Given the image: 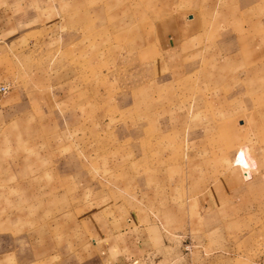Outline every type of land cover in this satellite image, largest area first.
Masks as SVG:
<instances>
[{"label":"rangeland","instance_id":"obj_1","mask_svg":"<svg viewBox=\"0 0 264 264\" xmlns=\"http://www.w3.org/2000/svg\"><path fill=\"white\" fill-rule=\"evenodd\" d=\"M132 1L0 0L1 19L20 21L18 40L0 41V84H9L0 92V264H100L86 217L108 203L144 223L153 245L128 264H264L256 219L203 214L202 184L184 182L191 160H224L244 179L257 168L264 72L248 70V49L226 60L221 90L240 102L224 105L218 133L190 136L186 127L207 117L184 118L198 111L197 94H211L197 86L207 73L188 71L193 87L153 83L152 55L141 68L131 55L148 51L136 23L110 18ZM38 25L53 39L21 36ZM255 27L259 38L264 26ZM232 110L247 116L233 154Z\"/></svg>","mask_w":264,"mask_h":264},{"label":"crops","instance_id":"obj_2","mask_svg":"<svg viewBox=\"0 0 264 264\" xmlns=\"http://www.w3.org/2000/svg\"><path fill=\"white\" fill-rule=\"evenodd\" d=\"M119 11V14L113 11L110 18L119 19V16L122 23L126 20L136 23L137 46L146 45L148 51L138 47V51L135 54L133 51L131 55L136 57L137 67L140 68L144 66L145 55H152L153 60L148 57L147 63H152L153 83L184 79L186 87H193L192 80L186 77L188 71L207 73L197 86L206 88L211 94L206 97L197 94L198 111L195 114L190 112L184 118L187 121L194 115L206 113L207 117L199 124L191 123L190 131L186 127L190 136L218 133L224 128L221 120L224 119L222 113L226 111L224 105L240 102V97L224 95L221 90L226 82V62L233 63L248 49L247 53L253 58L248 70L256 74L264 72V33L259 38L250 33L251 30L256 32L255 25L262 23L264 26V0H134L122 4ZM1 16L0 41L18 40L20 36H14L20 22L15 19L16 15L4 19ZM44 28L42 25L28 28L21 36L32 33L31 37L27 35L29 41L34 34L40 41L53 39L54 34L47 35ZM58 32L59 36L63 35ZM126 35V38L129 37ZM124 55L128 56L129 52L122 53ZM217 71L221 74L218 77L212 74ZM255 86H264V79ZM227 114L233 134V154L236 146L241 144V131L247 127V116L239 110L228 111ZM177 118L183 116L178 115ZM254 119H262L264 126L263 116L257 115ZM187 124L185 122V126ZM255 129L259 130L258 127ZM261 146L254 147L255 151L251 154L247 145L250 155L257 162V168L251 171L248 179L241 176L238 167L231 165V159L230 165L221 159L191 160L185 165L184 182L187 185L202 184L198 198L203 214L217 217V221L219 216L234 219L236 216L254 217L256 227L252 230L264 232V148ZM116 206L108 203L86 217V225L92 235L91 243L97 248L95 252L100 256V264H128L146 257L153 250L146 225L135 222L126 210L123 214L118 213ZM216 227L210 226L209 229L212 231Z\"/></svg>","mask_w":264,"mask_h":264},{"label":"built area","instance_id":"obj_3","mask_svg":"<svg viewBox=\"0 0 264 264\" xmlns=\"http://www.w3.org/2000/svg\"><path fill=\"white\" fill-rule=\"evenodd\" d=\"M9 89V84L8 83H1L0 84V92L1 93H6Z\"/></svg>","mask_w":264,"mask_h":264}]
</instances>
